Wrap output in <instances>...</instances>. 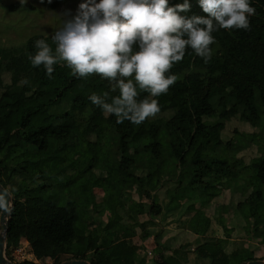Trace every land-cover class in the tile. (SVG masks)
<instances>
[{"label":"trees","instance_id":"trees-1","mask_svg":"<svg viewBox=\"0 0 264 264\" xmlns=\"http://www.w3.org/2000/svg\"><path fill=\"white\" fill-rule=\"evenodd\" d=\"M63 1L46 3L50 10H56ZM182 2L169 0L170 5ZM190 3L191 11L183 15H206L197 0ZM250 4L256 14L249 18L248 30L221 29L212 34L216 42L211 46L209 63L190 48L186 50L183 60L170 71L178 80L166 94L155 98L160 113L150 124L147 119L135 125L146 128L133 134L134 124L127 120L117 124L114 115L104 113L88 99L93 93L118 94L111 92L107 80L98 75L77 78L62 62L54 65L51 77L42 65L32 66L29 56L36 51L35 41L45 39L54 50L52 34L32 35L18 48L0 46V185L12 197L5 250L9 260L24 239L39 264L48 260L52 264L68 260L158 264L153 260L147 263L144 255L150 256L151 250L132 243L131 237L140 230L143 242L154 235L156 247H161V228L157 229L156 223L165 217L164 204H175L173 213L181 209L192 214L194 234L204 238L199 245L218 246L220 239L206 236L212 221L223 225L227 219V227L238 241L251 240L264 251V226L254 224L257 215L264 212V146L246 161L237 156L245 146L234 148L231 141L217 140V132H223L230 121L238 120L254 129L264 121V0H250ZM20 7L16 3L7 9L13 12ZM24 79L29 83L22 84ZM147 95L142 92L138 99ZM145 137L151 139L149 144L143 143ZM103 139L116 147L111 153V168L117 164L122 184L130 187L127 193L133 196L137 192L140 198L125 211H118L123 208L119 202L114 218L86 222L79 228L72 203L61 206L54 196L41 194L50 188L43 184V176L34 178L33 187L31 181V188L21 189V183L33 174L32 165L44 169L50 178L58 160L62 163L69 156H91L96 163L100 152L107 149ZM80 145L83 149L77 151ZM248 166L249 180L255 182L249 188L247 180L239 176ZM102 174L98 172L96 182ZM220 188L225 191L222 198L211 201L215 189ZM233 246L228 254L224 251L210 258L209 264L264 260L238 243ZM179 252L173 251L175 258Z\"/></svg>","mask_w":264,"mask_h":264},{"label":"clouds","instance_id":"clouds-1","mask_svg":"<svg viewBox=\"0 0 264 264\" xmlns=\"http://www.w3.org/2000/svg\"><path fill=\"white\" fill-rule=\"evenodd\" d=\"M206 15L191 11L190 0H85L77 13L54 32L51 40L35 41L29 56L33 67L43 66L51 77L54 65L64 63L73 76L98 75L111 85V95L91 94V103L114 115L116 123L140 125L161 111L158 100L178 80L170 74L191 49L205 64L212 58L213 33L248 30L256 14L250 0H197ZM22 84H28L24 79ZM148 95L138 99L140 93ZM4 193L11 192L4 189ZM0 209L9 210L0 194Z\"/></svg>","mask_w":264,"mask_h":264},{"label":"rangeland","instance_id":"rangeland-1","mask_svg":"<svg viewBox=\"0 0 264 264\" xmlns=\"http://www.w3.org/2000/svg\"><path fill=\"white\" fill-rule=\"evenodd\" d=\"M83 2L85 0H64L56 10H50L46 0H0V46L7 49L18 48L32 35L42 34L49 36L54 34L56 30L77 13L80 3ZM16 3H20L22 7L13 12L8 11L7 8ZM153 121L154 118H149L148 124ZM145 128L139 129L134 125L131 133L143 131ZM217 133L218 141H223L224 143L231 141V145L234 148L245 146L244 150L240 151L237 156L244 158L246 161L257 156L258 148L264 146V121L259 123L258 129H254L238 120H233L226 125L223 132L218 131ZM150 142L151 139L149 137L143 139L144 144H149ZM101 143L107 149L104 148L100 152L96 163L90 160L91 156H84V158L81 156H69L62 163L58 160L55 170L49 176L50 178H48V173L44 169L37 165H32L33 174L21 183V189L29 187V183L34 181V178L43 176V184L50 185V188L41 190V194L46 197L54 196L61 206L72 203L76 207L79 217V221L76 224L79 228L85 225L86 222H103L106 218L111 219L114 213L117 212V204L119 202L123 208L119 207L118 211L127 210L137 200L131 199L132 195L127 193L130 187L127 184H122V178L120 177L123 174L122 172L120 173L117 164L115 163L114 167L111 168L113 164L111 153L116 148H114L113 142L103 139ZM82 149V145L77 147V151ZM52 165L53 163L49 162V166ZM103 166L111 169L106 168L107 171L104 170L103 172L101 171ZM250 171L251 169L248 166L239 175L240 179L247 180V188L255 184V182L249 180ZM98 172L103 174L99 176L100 179L96 182ZM134 173L140 172L135 171ZM39 181L37 180V182ZM32 184L31 186L33 187L36 181ZM136 194L137 192L133 196H136ZM166 198L168 199L169 195ZM110 204L111 210L109 209ZM258 219H260V223L264 224V212L257 215L256 220ZM201 254L203 257H210L215 252L211 248L206 247ZM46 264H52V262L48 260ZM219 264H222L221 260Z\"/></svg>","mask_w":264,"mask_h":264},{"label":"crops","instance_id":"crops-1","mask_svg":"<svg viewBox=\"0 0 264 264\" xmlns=\"http://www.w3.org/2000/svg\"><path fill=\"white\" fill-rule=\"evenodd\" d=\"M215 192L216 196L211 201L221 199L223 192L225 191L220 188L218 190L215 189ZM131 199H136L138 201L140 198L139 195L136 194V196H132ZM193 200L197 201L196 198H194ZM211 201L209 202V204L211 203ZM209 204L207 206H209ZM172 205L164 204L162 206V210L164 211V213H166L164 217L165 221L163 218H158V221L156 223L157 229L158 227L161 228V247H156L154 242V235H151L148 240L143 242L140 239V230H136L134 236L131 237L132 243L145 245L146 249L151 250L152 254L150 256L144 255L145 261L147 263H150L153 260L158 264H176L177 260H179L180 264H209L210 258H212L213 256H218L224 251L228 254L230 250L234 248V242L238 243L240 247L252 251L254 253V256L256 257H264V251L260 246L257 245L256 242L248 239L238 241V239L235 238V236L233 235V231L227 227V219L223 221V225L217 224L216 222L212 221L210 230L206 236L207 238L220 239V243L218 246L199 245L203 242L204 238L194 234L193 227L195 226V224L191 218L192 214L180 212L182 211L181 209H179L178 213H173L177 209H172ZM198 207L199 206L197 205L196 208ZM110 208H112L111 204L109 205V209ZM109 219L110 218H108V220ZM256 219L257 217L254 219L255 226H264L263 223L259 222L260 219ZM225 234H228L227 238L224 237L226 236ZM184 245H187V248H189H183V250H181V246ZM206 247L211 248L215 252V254H212V256L210 257H203L201 253L202 250H204ZM155 248H157V250H155ZM176 250L180 251V255L178 258H175L173 255V251Z\"/></svg>","mask_w":264,"mask_h":264},{"label":"water","instance_id":"water-1","mask_svg":"<svg viewBox=\"0 0 264 264\" xmlns=\"http://www.w3.org/2000/svg\"><path fill=\"white\" fill-rule=\"evenodd\" d=\"M4 187L0 185V194L5 195L6 204L9 206L8 211L1 209L0 212V264H14L5 255L6 250V234L8 232V225L10 220V214L12 209V197L4 193ZM59 264H89L86 260H68ZM240 264H264V260H253L248 262H242Z\"/></svg>","mask_w":264,"mask_h":264},{"label":"built area","instance_id":"built-area-1","mask_svg":"<svg viewBox=\"0 0 264 264\" xmlns=\"http://www.w3.org/2000/svg\"><path fill=\"white\" fill-rule=\"evenodd\" d=\"M10 257H11L10 261L13 262L14 264H20L24 262L39 264V262L33 256L28 246V243L24 239H22L19 243V246L11 252Z\"/></svg>","mask_w":264,"mask_h":264}]
</instances>
